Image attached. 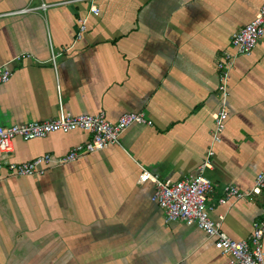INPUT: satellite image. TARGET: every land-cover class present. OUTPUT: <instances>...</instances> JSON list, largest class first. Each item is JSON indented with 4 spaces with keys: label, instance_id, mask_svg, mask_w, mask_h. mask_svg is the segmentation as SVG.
Listing matches in <instances>:
<instances>
[{
    "label": "crops",
    "instance_id": "0c3cea01",
    "mask_svg": "<svg viewBox=\"0 0 264 264\" xmlns=\"http://www.w3.org/2000/svg\"><path fill=\"white\" fill-rule=\"evenodd\" d=\"M64 1L0 0V67L12 74L0 86V127L50 121L61 107L112 123L136 113L152 126L134 125L119 146L42 176L1 181L0 264H227L196 226L166 224L152 184L139 178L141 168L171 181L197 172L222 107L216 65L264 0H98L79 40L86 3L19 13ZM225 106L207 202L211 219L224 216L221 230L240 241L263 219L264 189L218 201L228 185L249 193L264 171V36L249 57L234 58ZM89 139L80 131L15 139L10 161L60 157Z\"/></svg>",
    "mask_w": 264,
    "mask_h": 264
},
{
    "label": "built area",
    "instance_id": "2783aa9c",
    "mask_svg": "<svg viewBox=\"0 0 264 264\" xmlns=\"http://www.w3.org/2000/svg\"><path fill=\"white\" fill-rule=\"evenodd\" d=\"M98 0H71L62 3H41L37 8H26L19 13H27L37 9L46 11L49 8L65 6L74 3H86L87 13L77 19L78 31L76 40L83 37L87 31L88 18L98 16ZM264 36V3L260 6L253 20L235 32L230 40L233 53L225 52L222 60L217 63L218 90L222 95L221 109L212 115L214 129L211 143L204 162L198 167L195 174H191L179 181L161 180L158 176L141 168L140 182L150 183L153 186L151 201L156 204L164 214V222H181L188 226H196L207 238L214 239V248L227 259V264H264L262 239L264 237V207L263 219L254 222L252 232L247 239L235 241L229 238L222 230L224 216L218 220L211 219L210 214L214 207L209 205L207 198L214 189L213 182L206 177L205 172L212 168L211 158L214 156L213 148L221 141L228 117L226 99L228 97L229 71L233 67L237 56L249 57L258 41ZM57 55H52L55 62ZM11 71L4 65L0 67V86L7 84L11 79ZM134 125L152 126V121L143 115L126 113L121 115L115 123L109 122L104 113L97 115L72 116L63 111L45 122H32L23 125L0 127V154L5 174H0V182L8 177L42 176L54 167H62L79 161L87 155L103 151L110 146L118 145L121 134ZM80 131L90 135L89 141L78 144L69 152L60 157L46 154L38 156L26 163L10 161L14 153L15 139L31 141L44 139L54 133L67 134ZM264 189V171H261L254 180L249 193L240 192L236 187L228 185L223 187V197L218 203L224 205L229 200H241L249 195H260Z\"/></svg>",
    "mask_w": 264,
    "mask_h": 264
}]
</instances>
